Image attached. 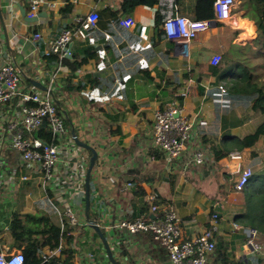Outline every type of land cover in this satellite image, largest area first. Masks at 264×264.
Returning a JSON list of instances; mask_svg holds the SVG:
<instances>
[{
	"label": "crops",
	"instance_id": "crops-1",
	"mask_svg": "<svg viewBox=\"0 0 264 264\" xmlns=\"http://www.w3.org/2000/svg\"><path fill=\"white\" fill-rule=\"evenodd\" d=\"M57 1L68 5L59 11L43 10L37 22H29L24 1L17 2L16 17H12L7 2L1 0L0 70L11 62L23 75L24 90L45 92L33 81L51 90L65 132L60 138L52 136L59 161L54 177L44 184L41 167L28 166L11 147V125L23 127L26 105L19 99L0 103V254L39 245L41 257L48 255L53 249L46 245L49 235L44 234L41 221L48 218L60 229L63 247L50 259L71 255L72 264H112L101 238L88 225L86 190L77 189L81 182L86 187L91 160V153L76 144L77 137L98 153L90 178V216L106 236L117 264H171L168 250L152 235L119 230L114 227L118 222L158 220L164 210L172 209L185 239L193 240L210 228L217 200L222 204L216 208L220 216L217 245L209 263L264 264V236L257 232L260 250L249 247V233L254 229L240 224L243 194L233 191L236 178L223 169L225 158L215 161L211 151L226 138V119L235 125L229 139L243 138L244 127V137L250 135L264 121V115L239 99L241 94L230 90L239 59L251 67L248 57L260 47L256 20L247 15L242 1L232 21L215 22L197 16L200 0H175L180 15L211 22L188 48L167 37L159 3ZM92 12L99 14V20L87 38L73 40L65 59L48 57L51 42ZM124 18L133 19L135 25L123 26ZM142 28L147 39L141 36ZM216 55L222 57L218 66L211 62ZM219 67L225 70L218 73ZM182 92H188V97L175 99ZM174 102L181 115L194 122V129L184 154L169 160L155 147L154 120L157 111ZM199 148L208 151L212 164L193 165L191 154ZM263 152L264 138L255 150L241 152L243 165L251 167L254 175L264 169ZM21 171L26 175H20ZM152 194L158 196L156 211L147 202ZM67 206L77 214L76 227L64 215Z\"/></svg>",
	"mask_w": 264,
	"mask_h": 264
},
{
	"label": "built area",
	"instance_id": "built-area-1",
	"mask_svg": "<svg viewBox=\"0 0 264 264\" xmlns=\"http://www.w3.org/2000/svg\"><path fill=\"white\" fill-rule=\"evenodd\" d=\"M7 9L12 17H16V4L19 0H5ZM28 8V18H36L43 10L59 11L67 6V2L57 0H22ZM243 0H215L213 5L215 22H227L233 20L234 10L239 7ZM164 8L165 19L163 27L168 38L174 39L183 44L186 48L189 44L198 39L202 31L211 26L210 21H194L178 13L175 7V0H158ZM157 3V4H158ZM99 14L90 13L81 19L78 25L73 28H65L60 36L49 46L48 57L56 56L65 59L70 52V46L75 39H86L89 32L97 27ZM123 26H134L133 19L124 18L121 20ZM141 36L147 39L146 28H142ZM38 38L37 36H35ZM222 57L216 55L212 59V64L218 66ZM23 75L20 70L11 62L5 63L0 70V103L7 104L15 99H19L25 104L23 127L11 125V147L17 151L22 160L28 166L39 165L44 173V184L50 181L56 172L59 161L57 146L50 144L41 137L26 138L25 132L35 134L44 125L49 126L53 136L60 138L65 132L64 120L58 114L56 101L51 90L45 92H31L22 88ZM222 92L226 89L220 87ZM188 92L177 94L175 99L188 97ZM178 109V102L171 103L167 109L157 111L154 120L155 147L169 160H177L189 147L194 122L181 115ZM194 166H208L212 164V158L204 148L195 150L192 154ZM223 169L236 178L233 182V191L236 195L242 194L250 180L254 176V170L246 167L242 163V153H231L225 158ZM77 189L84 191V182H81ZM157 194L148 195L147 202L151 204L150 209L157 210L155 205ZM221 201L214 203V210L211 216L210 228L193 240H186L180 227V220L177 213L172 209L164 210L158 220L146 221L142 218L135 221L123 220L114 227L128 232L144 233L154 237L169 252L171 264H210L209 256L216 250L215 229L219 221V213L216 208L221 206ZM64 215L69 219L72 227L79 225L76 212L67 206ZM249 247L260 250V245L256 244L258 236L257 230H250ZM60 247L50 251L43 256V263H48L50 257L56 256L62 251ZM92 259L93 256L90 255ZM0 264H26L24 252L18 251L10 254H0Z\"/></svg>",
	"mask_w": 264,
	"mask_h": 264
},
{
	"label": "trees",
	"instance_id": "trees-1",
	"mask_svg": "<svg viewBox=\"0 0 264 264\" xmlns=\"http://www.w3.org/2000/svg\"><path fill=\"white\" fill-rule=\"evenodd\" d=\"M215 0H200L196 7L197 16L202 19H214V5ZM158 3V0H126V4L130 6L147 5L154 6ZM243 8L246 9L247 15L256 20L259 29V51L262 52L264 59V0H243ZM159 19V18H158ZM253 27V23L249 22ZM56 57V56H55ZM249 61V60H248ZM225 64V63H224ZM238 71L231 74L230 78V90L233 94H241L242 99L246 103L251 104V108L255 112H260L264 115V84L259 81V76L252 70L247 62L239 59ZM231 68V66H228ZM225 68L219 67L216 70L218 73L224 71ZM49 126L44 125L38 134V137L45 138L50 144H52L53 136ZM53 136V137H52ZM225 139H229L230 136L225 135ZM264 138V121L257 128V130L240 140L236 146L234 142L226 145L220 144V146H214L211 148L213 152V158L215 161H220L229 156L231 152H242L245 149L256 147L261 139ZM237 140V139H236ZM52 144V145H56ZM242 210H241V222L240 224L244 228L255 229L260 236H264V169L260 173L254 175L250 180L246 188L242 192ZM44 223L45 235H49L46 241L51 249H56L61 245V231L56 227L48 218L41 220ZM71 238V237H69ZM68 238V239H69ZM39 245H32L24 251L26 257V264H72L69 255L64 258H52L50 263H43V257L39 253ZM63 256V255H60Z\"/></svg>",
	"mask_w": 264,
	"mask_h": 264
},
{
	"label": "water",
	"instance_id": "water-1",
	"mask_svg": "<svg viewBox=\"0 0 264 264\" xmlns=\"http://www.w3.org/2000/svg\"><path fill=\"white\" fill-rule=\"evenodd\" d=\"M1 12H2V8H1V0H0V13ZM26 18L28 19L29 22H37L39 16L36 17V18H28V17H26ZM32 84L37 86V87H39V88H41V89L43 88L44 91L47 90V88L42 87L40 84H38L35 81H33ZM75 142H76V144L79 147H81V148H83L85 150H88L91 153L90 168H89V170L87 172L86 187H85V190H86V217H87L88 225L92 229H94L95 232L98 234V236L101 238L111 263L112 264H117V262L114 260L113 253L111 251V248H110V245H109V242H108L106 236L104 235V233L101 230V228L98 225V223L95 220L91 219V216H90V209H91V185H90V178H91V173H92L93 169L95 168V166H96V164L98 162V153L93 147H91L88 144L83 143L80 140H78L77 137L75 138Z\"/></svg>",
	"mask_w": 264,
	"mask_h": 264
},
{
	"label": "rangeland",
	"instance_id": "rangeland-1",
	"mask_svg": "<svg viewBox=\"0 0 264 264\" xmlns=\"http://www.w3.org/2000/svg\"><path fill=\"white\" fill-rule=\"evenodd\" d=\"M250 60H249V62H250V65H251V67H253V69L256 71V73L258 74V76H259V79L261 80V82L264 84V59H263V55H262V52L261 51H259L258 53H256V54H254L253 56H250V57H248ZM254 118V117H253ZM230 121V122H229ZM226 124H228L229 125V127L227 128V130H226V132H225V135H227V136H229V135H231L232 133H233V128L235 127V125L233 124V123H231V120H230V118L229 119H226ZM244 130L245 131H243L242 133H241V136L242 137H244V135H245V132H246V130H247V127H244ZM252 133H254V132H252ZM251 133V134H252ZM235 134V133H234ZM236 135V134H235ZM240 139H242V138H240ZM240 140H236V139H234V138H231V139H226V140H224V141H221L220 143L222 144V145H226V144H230V143H232V142H234V144H235V146H236V144L239 142ZM254 150H255V146L254 147H252ZM236 152V151H235ZM235 152H231V153H235ZM254 153L253 154H255V151H253ZM230 153V154H231ZM240 153V152H239ZM229 154V155H230ZM262 158L264 159V152H263V154H262ZM212 160H213V158H212ZM20 175H26V172L25 171H21V173H20ZM28 177H30V176H28ZM234 182V181H233ZM227 183L229 184L230 183V181L227 179ZM23 185H30L31 187L33 186V182H23L22 183ZM200 190V189H199ZM197 192H199V191H197ZM37 218H39V217H37Z\"/></svg>",
	"mask_w": 264,
	"mask_h": 264
},
{
	"label": "bare ground",
	"instance_id": "bare-ground-1",
	"mask_svg": "<svg viewBox=\"0 0 264 264\" xmlns=\"http://www.w3.org/2000/svg\"><path fill=\"white\" fill-rule=\"evenodd\" d=\"M241 24H242V23H241ZM241 24H240V22H239L240 27H241Z\"/></svg>",
	"mask_w": 264,
	"mask_h": 264
}]
</instances>
